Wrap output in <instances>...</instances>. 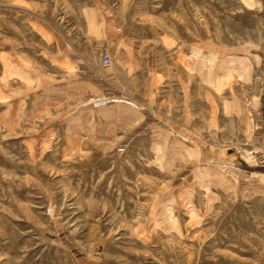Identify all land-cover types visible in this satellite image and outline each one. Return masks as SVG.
<instances>
[{"label": "rangeland", "instance_id": "rangeland-1", "mask_svg": "<svg viewBox=\"0 0 264 264\" xmlns=\"http://www.w3.org/2000/svg\"><path fill=\"white\" fill-rule=\"evenodd\" d=\"M263 111L264 0H0V264H264Z\"/></svg>", "mask_w": 264, "mask_h": 264}, {"label": "built area", "instance_id": "built-area-1", "mask_svg": "<svg viewBox=\"0 0 264 264\" xmlns=\"http://www.w3.org/2000/svg\"><path fill=\"white\" fill-rule=\"evenodd\" d=\"M108 63H109V57L108 56H104L102 58V65L105 67V66L108 65Z\"/></svg>", "mask_w": 264, "mask_h": 264}, {"label": "crops", "instance_id": "crops-1", "mask_svg": "<svg viewBox=\"0 0 264 264\" xmlns=\"http://www.w3.org/2000/svg\"><path fill=\"white\" fill-rule=\"evenodd\" d=\"M263 113H264V111H263ZM263 119H264V115H263Z\"/></svg>", "mask_w": 264, "mask_h": 264}]
</instances>
